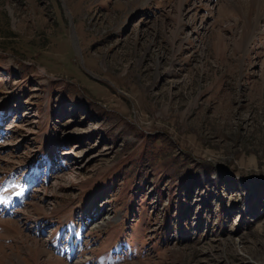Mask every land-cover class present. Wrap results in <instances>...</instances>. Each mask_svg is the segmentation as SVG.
<instances>
[{
    "label": "rangeland",
    "instance_id": "rangeland-1",
    "mask_svg": "<svg viewBox=\"0 0 264 264\" xmlns=\"http://www.w3.org/2000/svg\"><path fill=\"white\" fill-rule=\"evenodd\" d=\"M0 120V264H264V0H0Z\"/></svg>",
    "mask_w": 264,
    "mask_h": 264
},
{
    "label": "trees",
    "instance_id": "trees-1",
    "mask_svg": "<svg viewBox=\"0 0 264 264\" xmlns=\"http://www.w3.org/2000/svg\"><path fill=\"white\" fill-rule=\"evenodd\" d=\"M78 105H76V107H77ZM150 139H153V138H150ZM142 161V160H141ZM141 176V173L139 172L138 173V177H140ZM112 188V187H111ZM187 202V201H186ZM188 204V203H187ZM183 205V204H182ZM182 209V206H181V208L179 209V211ZM185 221V220H184ZM201 222H202V224L204 223V218L201 220ZM173 223V220H170V224H172Z\"/></svg>",
    "mask_w": 264,
    "mask_h": 264
},
{
    "label": "bare ground",
    "instance_id": "bare-ground-1",
    "mask_svg": "<svg viewBox=\"0 0 264 264\" xmlns=\"http://www.w3.org/2000/svg\"><path fill=\"white\" fill-rule=\"evenodd\" d=\"M248 264H252L251 262H249Z\"/></svg>",
    "mask_w": 264,
    "mask_h": 264
}]
</instances>
